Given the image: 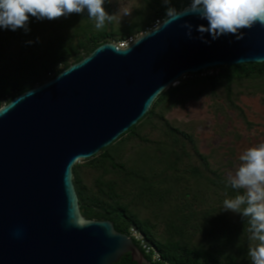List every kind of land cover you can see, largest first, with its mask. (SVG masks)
<instances>
[{"label":"trees","instance_id":"obj_1","mask_svg":"<svg viewBox=\"0 0 264 264\" xmlns=\"http://www.w3.org/2000/svg\"><path fill=\"white\" fill-rule=\"evenodd\" d=\"M190 3L105 0L103 7L115 19L106 21L103 30L95 28L87 11L55 20L30 17L27 32L0 28V108L101 45L139 38L171 18L169 7L179 13ZM202 97L210 98L216 117L231 121L233 112L247 128L254 127L242 98L259 97L264 104V63L187 75L165 90L137 125L74 167L82 215L113 222L151 264H251L246 218L223 209L225 199L244 194L228 183L225 173L233 165L225 158L234 149L207 155L200 149L197 123L169 119L175 109ZM117 264L138 263L127 254Z\"/></svg>","mask_w":264,"mask_h":264},{"label":"water","instance_id":"obj_2","mask_svg":"<svg viewBox=\"0 0 264 264\" xmlns=\"http://www.w3.org/2000/svg\"><path fill=\"white\" fill-rule=\"evenodd\" d=\"M131 52L105 43L0 108V264H151L114 223L82 215L74 167L109 147L189 74L264 63V27L213 39L185 10ZM191 25V28L188 27ZM204 41H208L205 43Z\"/></svg>","mask_w":264,"mask_h":264},{"label":"clouds","instance_id":"obj_3","mask_svg":"<svg viewBox=\"0 0 264 264\" xmlns=\"http://www.w3.org/2000/svg\"><path fill=\"white\" fill-rule=\"evenodd\" d=\"M164 2L167 4L169 0ZM104 3L105 0H0V28L12 31L23 28L27 32L30 17L55 20L87 11L88 17L95 21V28L103 30L106 21L115 19V15L106 12ZM185 11L207 20V26H198V31L210 33L213 39L231 34L241 40L243 29H251L257 24L264 27V0H191ZM167 14L169 17L179 15L171 7ZM140 42L141 38H132L131 46ZM131 46L119 45L115 51L126 55L131 52ZM239 160L242 163L234 174H228L227 181L234 189H243L244 194L225 199L223 209L246 218L252 242L247 255L251 264H264V143L245 150Z\"/></svg>","mask_w":264,"mask_h":264},{"label":"rangeland","instance_id":"obj_4","mask_svg":"<svg viewBox=\"0 0 264 264\" xmlns=\"http://www.w3.org/2000/svg\"><path fill=\"white\" fill-rule=\"evenodd\" d=\"M212 101L208 97L190 101L184 107L175 109L169 119L179 123H197L196 136L200 141V149L205 154H210L214 149L221 153L234 149L230 158L233 165L225 170L226 175L235 173L242 163L239 157L250 147L264 143V104L259 97H243L244 106L250 121L254 127L247 128L241 119L233 112L230 113L231 121H225L224 117H216L211 108ZM238 134L241 138L237 139Z\"/></svg>","mask_w":264,"mask_h":264},{"label":"built area","instance_id":"obj_5","mask_svg":"<svg viewBox=\"0 0 264 264\" xmlns=\"http://www.w3.org/2000/svg\"><path fill=\"white\" fill-rule=\"evenodd\" d=\"M131 44V40L129 42H126V43H123L121 45H130ZM133 236L137 239V240H142V237L141 235L136 231V230H133Z\"/></svg>","mask_w":264,"mask_h":264}]
</instances>
